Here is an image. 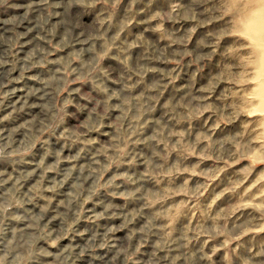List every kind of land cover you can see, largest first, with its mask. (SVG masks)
<instances>
[{
  "label": "clouds",
  "instance_id": "clouds-1",
  "mask_svg": "<svg viewBox=\"0 0 264 264\" xmlns=\"http://www.w3.org/2000/svg\"><path fill=\"white\" fill-rule=\"evenodd\" d=\"M0 264H264V0H0Z\"/></svg>",
  "mask_w": 264,
  "mask_h": 264
}]
</instances>
